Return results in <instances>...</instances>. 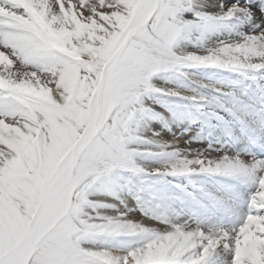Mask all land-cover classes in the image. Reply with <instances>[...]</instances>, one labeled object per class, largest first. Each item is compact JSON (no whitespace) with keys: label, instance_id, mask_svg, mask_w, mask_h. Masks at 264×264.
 I'll use <instances>...</instances> for the list:
<instances>
[{"label":"snow or ice","instance_id":"obj_1","mask_svg":"<svg viewBox=\"0 0 264 264\" xmlns=\"http://www.w3.org/2000/svg\"><path fill=\"white\" fill-rule=\"evenodd\" d=\"M207 7L0 0V264H264V0Z\"/></svg>","mask_w":264,"mask_h":264},{"label":"bare ground","instance_id":"obj_2","mask_svg":"<svg viewBox=\"0 0 264 264\" xmlns=\"http://www.w3.org/2000/svg\"><path fill=\"white\" fill-rule=\"evenodd\" d=\"M221 2V0H204V3H206V5L208 6L207 7V10L208 11H216L217 9L215 8V5L216 4H219ZM235 0H223V3L225 4H231V3H234ZM155 82H159L160 85L159 86H162V87H165V86H172L170 84H167L166 82L164 81H161L160 79H157ZM161 127V126H160ZM160 129V128H159ZM167 130V129H166ZM181 131L182 129H179V127H176V126H173V129L171 132H169L168 130L166 132H163L161 135L171 141L172 138H173V133L175 134L176 137L180 138V147L181 148H190L193 150V152L199 150V151H203L205 148H207L208 144L206 141L202 142V143H193L191 145H187L184 143V140H187L191 137V133H187L185 134L184 136H181ZM239 149V147L237 148V150Z\"/></svg>","mask_w":264,"mask_h":264},{"label":"rangeland","instance_id":"obj_3","mask_svg":"<svg viewBox=\"0 0 264 264\" xmlns=\"http://www.w3.org/2000/svg\"><path fill=\"white\" fill-rule=\"evenodd\" d=\"M161 81H164V82H166L164 79H160ZM158 85H160V83L159 82H156ZM161 125H159V124H157V125H155L154 126V129L155 130H157V131H159L160 129H161V127H160ZM160 128V129H159ZM179 129H181V128H179ZM167 130L166 129H164L162 132H161V134L163 133V132H166ZM147 135H151L150 133H147ZM238 150H240V149H238Z\"/></svg>","mask_w":264,"mask_h":264}]
</instances>
